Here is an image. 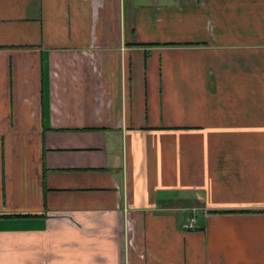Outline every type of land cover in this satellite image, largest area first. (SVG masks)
<instances>
[{
	"label": "crops",
	"instance_id": "1",
	"mask_svg": "<svg viewBox=\"0 0 264 264\" xmlns=\"http://www.w3.org/2000/svg\"><path fill=\"white\" fill-rule=\"evenodd\" d=\"M0 264H264V0H0Z\"/></svg>",
	"mask_w": 264,
	"mask_h": 264
},
{
	"label": "built area",
	"instance_id": "2",
	"mask_svg": "<svg viewBox=\"0 0 264 264\" xmlns=\"http://www.w3.org/2000/svg\"><path fill=\"white\" fill-rule=\"evenodd\" d=\"M194 222V221H193ZM190 228H193V226H190Z\"/></svg>",
	"mask_w": 264,
	"mask_h": 264
}]
</instances>
